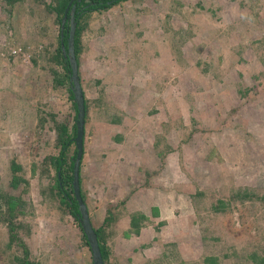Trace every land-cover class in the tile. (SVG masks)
<instances>
[{"label": "rangeland", "instance_id": "obj_1", "mask_svg": "<svg viewBox=\"0 0 264 264\" xmlns=\"http://www.w3.org/2000/svg\"><path fill=\"white\" fill-rule=\"evenodd\" d=\"M59 1L0 0V264H93L78 218L52 193L60 128L72 132L77 114L56 82L70 26ZM79 26V185L104 264H259L264 0H121ZM134 157L170 217L157 245L127 225Z\"/></svg>", "mask_w": 264, "mask_h": 264}, {"label": "trees", "instance_id": "obj_2", "mask_svg": "<svg viewBox=\"0 0 264 264\" xmlns=\"http://www.w3.org/2000/svg\"><path fill=\"white\" fill-rule=\"evenodd\" d=\"M69 1L70 0H60L57 6L53 10L55 11L57 17L62 19L64 15V11L68 7V12H67V16H68L67 19H68L72 4H75L74 17L76 20V29H75L74 39H73V48H74L75 56L78 62L80 31H81L79 24L84 14L90 13L92 11L104 10L106 8L113 6L114 4H116L117 2L121 0H80V1L74 0L72 4L68 6ZM68 31H69V26H68V30L64 32L61 38L59 39V48H58L57 54H58V57L60 58L59 62L63 67V74L58 75V73H56L57 74L56 82L59 83L60 86L66 87L68 94H69V98L72 101H74L73 93L71 91L70 81H69L70 66L68 64V60L62 56V52H61V43H63L64 47L67 48ZM84 102H85V110L87 113L86 99L84 100ZM73 104L74 106H76L75 102H73ZM72 128H73L72 132H69L68 124H63L60 128L59 133L61 136L60 137L61 151L59 155L56 156L52 161L53 162L52 164L57 173L55 175L54 185L52 186V193L55 196H57L60 204L62 203L67 208L72 218L77 221L79 210H78L77 201L74 197L73 190H72V173H73V164H74L75 157H76V149L74 150L71 156L66 157L67 149L69 145L73 142V137L76 134L75 122ZM11 167L13 169H16L18 166L13 163ZM58 175H59V178H58ZM81 196L85 202V198L82 193V190H81ZM79 227L81 229L80 224H79ZM131 227L133 228L135 232H137V229L139 227V220L136 217H134L131 220ZM94 230L97 235L98 244H99V248L101 251L103 261L105 262L108 257V251H107L106 245L104 244V237H103L102 231L101 229H98V228L97 229L95 228ZM81 233H82L81 238L85 242V245L88 246L86 236L84 235L82 230H81ZM205 260H206L205 264H209V263H214L216 261V258L207 257ZM24 264H38V263L26 261ZM259 264H264V259H260Z\"/></svg>", "mask_w": 264, "mask_h": 264}, {"label": "water", "instance_id": "obj_3", "mask_svg": "<svg viewBox=\"0 0 264 264\" xmlns=\"http://www.w3.org/2000/svg\"><path fill=\"white\" fill-rule=\"evenodd\" d=\"M74 0H70L68 6L72 4ZM80 1V0H77ZM68 7L64 11V17L62 22L67 18ZM75 13V4H72L70 13H69V31L67 38V48L64 47L61 43V52L62 56L68 60L70 66V88L73 93V99L76 104L77 114H76V134L74 137V142L76 145V157L73 164V173H72V190L74 197L78 204V221L80 223L81 229L86 236L91 254L93 264H104L101 251L98 244L97 235L95 233L94 227L91 223L89 213L84 203L79 185V166L83 153V135H84V124H85V102L83 91L79 82L78 77V64L73 48V39L76 29V20L74 17ZM59 178V175H58Z\"/></svg>", "mask_w": 264, "mask_h": 264}, {"label": "crops", "instance_id": "obj_4", "mask_svg": "<svg viewBox=\"0 0 264 264\" xmlns=\"http://www.w3.org/2000/svg\"><path fill=\"white\" fill-rule=\"evenodd\" d=\"M131 167L133 171L132 175L130 174V185L127 187L128 190L125 194L127 225L134 240L137 239L143 245H157L160 241H163L162 229L167 227L170 217L165 216V207L163 208L161 205L162 200L157 195V192L153 195V192H149L147 189L148 186L156 185L157 187L158 185L156 181L152 183L145 181L146 173L143 170L142 160L134 157ZM134 217L139 220L137 232L131 227V220Z\"/></svg>", "mask_w": 264, "mask_h": 264}]
</instances>
